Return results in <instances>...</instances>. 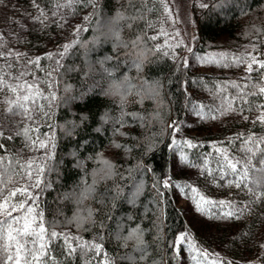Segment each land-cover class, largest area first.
Wrapping results in <instances>:
<instances>
[{
    "label": "trees",
    "instance_id": "1",
    "mask_svg": "<svg viewBox=\"0 0 264 264\" xmlns=\"http://www.w3.org/2000/svg\"><path fill=\"white\" fill-rule=\"evenodd\" d=\"M205 1L195 52L264 37V0ZM161 11L160 0H0V222L16 193L60 237L45 240L41 261L32 251L19 264H181L182 234L219 264H264L262 71L194 74L185 55L155 44ZM25 82L30 114L7 101ZM192 91L215 105L200 104L189 132ZM178 137L198 145L182 146L208 202L195 228L171 187ZM7 233L0 223V264H17Z\"/></svg>",
    "mask_w": 264,
    "mask_h": 264
},
{
    "label": "rangeland",
    "instance_id": "2",
    "mask_svg": "<svg viewBox=\"0 0 264 264\" xmlns=\"http://www.w3.org/2000/svg\"><path fill=\"white\" fill-rule=\"evenodd\" d=\"M160 2L162 11L159 17L156 18L155 23H152L151 27L152 38L160 50L174 57L181 54L185 55L186 62L194 74L197 72L218 73L221 71L224 75L236 79L238 75L244 78L248 73H252L257 68H260L264 79V68L259 67L260 64H264V37L260 40L235 48L217 49L201 54L197 53L193 47L195 14L198 13L207 2L205 0H160ZM180 49L182 52H179ZM197 57L203 59L198 60ZM249 65H251V72H249ZM262 88L264 89V84ZM33 91L34 86L32 83L25 82L20 89L15 91V94L7 98L8 104L10 103L15 106L16 108H14L17 109V111L20 108L23 110L27 109V113L30 114L31 106L28 104L33 101V96L31 94ZM191 94L193 97L186 121V129L189 132H193L199 120V116L196 113L199 112L200 104L215 105L212 93H209L207 96L204 95L206 97L202 96L204 98L203 102L200 100L201 98L199 96L194 95L193 91ZM26 98H29L27 102L25 101ZM261 117L264 118V113ZM44 145H46V143H44ZM182 146V141L178 137L176 144L172 147V176L174 177V181L171 183V187L174 191L177 204L181 207L188 221V225L195 228L201 223V220L205 218L207 205L204 203L205 200H200V192L198 190L195 192V187L190 185V178L194 171L186 161L182 163L179 159L182 155ZM42 148L34 158L41 155V152L43 153ZM186 178L189 179L185 180ZM19 191H23L25 194L26 188L20 189ZM12 192L15 193V191ZM17 195L18 194L15 193V198H17ZM15 198L13 200L11 199V202H9L11 203V207L8 208V215H10L8 219L3 222L7 230L10 225H12L13 228L21 227L26 222L25 218L28 217L26 209L31 206L27 197L21 201ZM196 202L203 205L205 209L204 212L197 211ZM14 218L19 219L20 223L13 224L12 221ZM27 222L30 223V220ZM13 234L15 235V233ZM18 239L21 244H25V242L28 241L25 247L29 249L30 246H33L30 241L34 240L35 237L19 236ZM4 240H6L7 245L10 243L8 240V233ZM178 247L182 259L181 264H219L217 259L212 256H198L197 249L193 247V242L187 236ZM20 255L25 256V253L21 252ZM193 257H195V259H193Z\"/></svg>",
    "mask_w": 264,
    "mask_h": 264
},
{
    "label": "snow or ice",
    "instance_id": "3",
    "mask_svg": "<svg viewBox=\"0 0 264 264\" xmlns=\"http://www.w3.org/2000/svg\"><path fill=\"white\" fill-rule=\"evenodd\" d=\"M155 38V37H154ZM198 60H201L203 58L197 57ZM212 62V61H209ZM259 67L264 68V64H260ZM249 72H251V65H249ZM15 79V77H13ZM29 100V98H26V102ZM262 107H264V105H262ZM27 111V109H25ZM194 110H195V106H194ZM209 111H211V109H209ZM198 116H201V113L197 112L196 113ZM201 118H203L201 116ZM173 127L175 128L176 126L173 125ZM178 130V129H177ZM37 132H39V129H36ZM174 144H176L175 141H173ZM183 145H186L189 148H195L198 145L193 143L190 139L189 140H184L182 141ZM40 147H46V145L41 144ZM180 161L183 163L187 160V157L184 156L183 154L179 157ZM229 167L232 169V171L234 172L236 170V165L235 164H230ZM221 179H223V176L220 177ZM39 185V180L37 181V186ZM165 187H168V184H165ZM14 195V194H13ZM200 200H203V197H200ZM208 203V202H205ZM224 202L221 201L220 205L223 206ZM3 206L0 205V209H2ZM196 208L197 211L200 212H204L205 209L203 207V205L199 202H196ZM27 213H28V217H26V222L18 228H13L12 225H10L9 229H8V240H9V244L5 246V250L6 251H10L11 247L14 245L16 247V260H17V264H19V259H20V253L24 252L25 255H30L32 251L36 252V255L32 256V260L35 261H41L43 258L46 257V250L49 248V244L45 243L46 239H50V240H56L59 239L60 237H58V234L53 232L50 234V237L46 236L45 234V229L42 226V219L39 222H37V215H41L39 213H37L35 211V206H30L27 207L26 209ZM10 215V214H9ZM233 215L232 212H227L224 213V216L226 217H231ZM28 220H30V223L27 222ZM3 223V222H0ZM13 224H19L20 221L19 219H13L12 221ZM15 233V235L13 234ZM19 236H23V237H35L34 240L30 241L35 247L34 249L28 250L26 249L25 245L28 243V241L25 242V244H21L18 237ZM65 239V243L67 244L68 241L71 239L69 237H64ZM186 239V236L184 234L178 236L176 238V240L174 241L175 245H180L183 243V241ZM83 246V245H82ZM91 247L95 248L97 253H99L101 251L100 246L99 245H91ZM72 251H75V249H71ZM12 259V256H9V260ZM193 259H195V257H193ZM25 264H30V262L26 259L25 260Z\"/></svg>",
    "mask_w": 264,
    "mask_h": 264
}]
</instances>
